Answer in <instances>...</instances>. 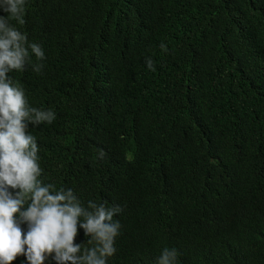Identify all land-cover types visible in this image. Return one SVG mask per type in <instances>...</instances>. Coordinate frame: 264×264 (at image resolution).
<instances>
[{"label":"trees","instance_id":"1","mask_svg":"<svg viewBox=\"0 0 264 264\" xmlns=\"http://www.w3.org/2000/svg\"><path fill=\"white\" fill-rule=\"evenodd\" d=\"M24 20L9 23L45 59L7 75L55 113L28 129L39 179L123 209L107 264L166 247L264 264V0H26Z\"/></svg>","mask_w":264,"mask_h":264},{"label":"clouds","instance_id":"2","mask_svg":"<svg viewBox=\"0 0 264 264\" xmlns=\"http://www.w3.org/2000/svg\"><path fill=\"white\" fill-rule=\"evenodd\" d=\"M25 5L26 0H0V10L7 13L0 15V264H12L20 255L28 264H44L49 256L56 264H107L117 251L114 243L121 228L114 216L123 209L94 200L85 206L71 188L57 189L39 179V149L28 129L30 124H51L55 113L30 106L24 88L7 75L24 70L33 54L38 61L45 59L42 47L29 43L27 35L9 23H25ZM146 64L153 69L151 59ZM32 67L40 72L43 65ZM78 226L94 246L82 250V244L75 243ZM177 256L175 248L166 247L155 264H177Z\"/></svg>","mask_w":264,"mask_h":264}]
</instances>
